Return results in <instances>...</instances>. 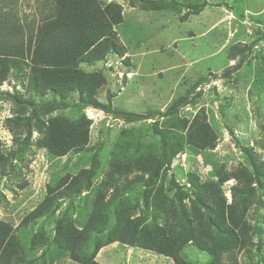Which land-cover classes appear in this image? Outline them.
Wrapping results in <instances>:
<instances>
[{
	"label": "rangeland",
	"instance_id": "1",
	"mask_svg": "<svg viewBox=\"0 0 264 264\" xmlns=\"http://www.w3.org/2000/svg\"><path fill=\"white\" fill-rule=\"evenodd\" d=\"M98 1L121 7L123 23L113 28L124 53L81 69L104 76L94 99L110 112L72 107L78 95L68 107L52 105L23 66L0 86V225L11 227L15 264H174L110 242L120 215L179 232L189 264H264V0ZM47 2L9 0L0 9L26 26ZM55 117L83 121L87 146L52 155L37 120L48 127ZM83 170L93 174L89 189L23 226L49 187ZM97 201L108 203L102 233L83 252L58 257V221L65 215L82 228ZM220 204L248 223L245 247L218 235ZM197 238L217 256L200 251Z\"/></svg>",
	"mask_w": 264,
	"mask_h": 264
},
{
	"label": "trees",
	"instance_id": "2",
	"mask_svg": "<svg viewBox=\"0 0 264 264\" xmlns=\"http://www.w3.org/2000/svg\"><path fill=\"white\" fill-rule=\"evenodd\" d=\"M7 1L0 0V4ZM47 4L49 7L43 8L39 20L26 26L8 18L4 9H0V86L11 69L20 70L23 66L31 69L30 80L34 89L41 96L49 93L55 98L52 105L68 107L66 101L78 95L72 107H93L110 112L108 107L94 99L95 92L106 82L104 76L87 73L81 66L103 61L113 53L123 55L113 28L123 23L121 7L114 3L104 5L98 0H48ZM37 123L48 130L45 143L56 157L81 150L89 143V132L83 121L72 124L65 118L55 117L49 119L48 127L38 120ZM92 176L91 170H83L78 176L61 178L56 186L48 188L45 200L25 218L23 226L51 214L57 202L89 189ZM107 209L108 203L97 201L82 228L64 215L56 226L58 257L63 258L68 252L72 255L83 252L91 236L102 233ZM215 213L220 220L216 225L222 226H217L218 235H225L224 240L233 246L245 247L249 225L236 216L235 207L220 204ZM14 240L11 227L1 224L0 264L17 262L18 250ZM187 241L194 243L192 238ZM196 241L200 251L217 256L213 248L201 246L198 238ZM110 242L156 253L172 259L174 264H189L181 258L186 241L179 232L169 233L158 226L143 227L139 218L120 215ZM78 261L79 264H99L94 257Z\"/></svg>",
	"mask_w": 264,
	"mask_h": 264
},
{
	"label": "water",
	"instance_id": "3",
	"mask_svg": "<svg viewBox=\"0 0 264 264\" xmlns=\"http://www.w3.org/2000/svg\"><path fill=\"white\" fill-rule=\"evenodd\" d=\"M124 72H126V70Z\"/></svg>",
	"mask_w": 264,
	"mask_h": 264
}]
</instances>
